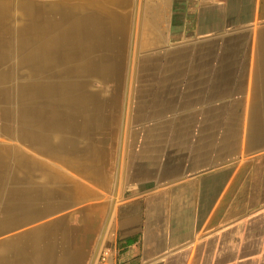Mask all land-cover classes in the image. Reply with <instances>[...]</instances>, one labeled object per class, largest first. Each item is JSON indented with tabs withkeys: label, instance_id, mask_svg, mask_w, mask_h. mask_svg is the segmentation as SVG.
Instances as JSON below:
<instances>
[{
	"label": "crops",
	"instance_id": "crops-1",
	"mask_svg": "<svg viewBox=\"0 0 264 264\" xmlns=\"http://www.w3.org/2000/svg\"><path fill=\"white\" fill-rule=\"evenodd\" d=\"M49 5L0 0V264H264V0H99L108 52L143 47L130 100L93 75L63 97Z\"/></svg>",
	"mask_w": 264,
	"mask_h": 264
},
{
	"label": "bare ground",
	"instance_id": "bare-ground-1",
	"mask_svg": "<svg viewBox=\"0 0 264 264\" xmlns=\"http://www.w3.org/2000/svg\"><path fill=\"white\" fill-rule=\"evenodd\" d=\"M44 3L48 2L50 5L47 11H38L32 14L33 22L31 23L30 33L34 41L36 36L41 32L54 31L55 16L57 17V39L59 38L60 45L63 48V68L62 75L64 84L62 86L63 97L69 99L75 92V84L72 83V78L75 75L78 78L84 79L86 75L99 77L100 79L111 78L117 79L122 70L124 62V54L126 46L120 39L121 28H116L113 31V36L116 39V46L112 47V51L108 52L109 47L105 45L104 33H107V21L103 20L102 15L93 14L92 8L99 6V0H21V5L27 8L30 3ZM98 3V4H97ZM76 7V12L74 11ZM88 7V16L84 12ZM18 33V32H17ZM99 34H102L99 36ZM28 35V33H27ZM40 37L37 38V41ZM122 42H121V41ZM96 41V46L94 42ZM99 41L101 45L99 46ZM33 43V42H32ZM21 46L20 44H15ZM60 45L58 47L61 49ZM79 47L80 51H75ZM40 45L31 47V51L27 54L23 52L20 54L18 63L26 62L27 64L35 63L39 57ZM22 50V49H15ZM114 74L113 73V70ZM1 84V83H0ZM20 87L17 86L15 93L18 94ZM49 85H46L42 98L48 99L51 94ZM1 93V90H0ZM33 99L32 97L28 100ZM71 102L65 100V108H69L66 104ZM1 121V113H0Z\"/></svg>",
	"mask_w": 264,
	"mask_h": 264
},
{
	"label": "rangeland",
	"instance_id": "rangeland-1",
	"mask_svg": "<svg viewBox=\"0 0 264 264\" xmlns=\"http://www.w3.org/2000/svg\"><path fill=\"white\" fill-rule=\"evenodd\" d=\"M137 39H133V44L132 40L129 37L128 39V46H127V51L124 54V62L122 65V70L120 76L116 79L120 85H118V89L116 91V94L119 98H123L124 94V87L125 84L127 83L128 85V100H130V89H131V83H132V77L133 73L135 70V65L138 57L141 55L140 49H143L142 46L138 45ZM115 69L113 70L114 74ZM116 77L113 75V78ZM124 118H123V109L120 110V108H117V114L113 116L112 118V125L118 128L120 125L123 124ZM125 123V122H124Z\"/></svg>",
	"mask_w": 264,
	"mask_h": 264
},
{
	"label": "built area",
	"instance_id": "built-area-1",
	"mask_svg": "<svg viewBox=\"0 0 264 264\" xmlns=\"http://www.w3.org/2000/svg\"><path fill=\"white\" fill-rule=\"evenodd\" d=\"M116 252L110 246H103L96 255L93 264H115Z\"/></svg>",
	"mask_w": 264,
	"mask_h": 264
}]
</instances>
